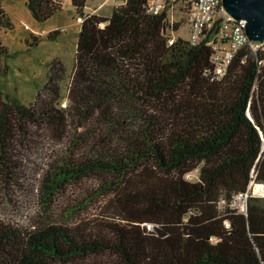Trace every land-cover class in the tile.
<instances>
[{
	"label": "trees",
	"instance_id": "1",
	"mask_svg": "<svg viewBox=\"0 0 264 264\" xmlns=\"http://www.w3.org/2000/svg\"><path fill=\"white\" fill-rule=\"evenodd\" d=\"M72 2L82 22L67 93L49 88L24 104L0 91V160L30 131L49 132L85 151L47 174L49 202L95 176L114 211L78 226L0 220V264H264V196H249L243 212L234 206L264 184V50L246 45L217 78L207 43L174 38L167 13H150L148 0H126L110 16ZM25 4L38 21L61 10L59 0ZM0 22L10 26L1 6ZM49 70L65 72L60 61Z\"/></svg>",
	"mask_w": 264,
	"mask_h": 264
},
{
	"label": "rangeland",
	"instance_id": "2",
	"mask_svg": "<svg viewBox=\"0 0 264 264\" xmlns=\"http://www.w3.org/2000/svg\"><path fill=\"white\" fill-rule=\"evenodd\" d=\"M61 10L45 21L32 17L25 0H0L10 26L0 22V42L6 47L8 56L2 58L0 66L6 65V73L0 76L2 97L15 95L24 104L36 103L58 87L62 96L67 93L75 64V54L80 21L72 0H59ZM85 13L110 16L114 4L111 0H86ZM168 23L178 30L168 29L174 38L189 36L185 13L175 11L168 14ZM170 26V25H169ZM43 31V32H42ZM59 31L56 39H48L51 32ZM31 34L37 37L35 42ZM54 61H60L65 72L62 76L49 70ZM61 77V78H60ZM68 106L63 99L61 106ZM26 139L20 138L8 149L7 160L0 164V220L7 224L35 229L49 224L78 226L106 219L114 211L111 195H97L104 185L95 176L84 177L58 189L52 202L47 197L45 178L56 171L57 166L67 161L82 160L84 149L72 148L68 142L61 143L46 131L32 130ZM70 160V162H73ZM70 164H68L69 166ZM199 169L188 174L189 180L198 179ZM249 194L264 196V184L252 183ZM237 207L244 210V201Z\"/></svg>",
	"mask_w": 264,
	"mask_h": 264
},
{
	"label": "built area",
	"instance_id": "3",
	"mask_svg": "<svg viewBox=\"0 0 264 264\" xmlns=\"http://www.w3.org/2000/svg\"><path fill=\"white\" fill-rule=\"evenodd\" d=\"M114 7L121 6L126 0H111ZM148 10L152 14H159L165 11L168 14L175 11L185 13L189 27L188 41L192 45H199L206 42L212 49V62L215 65V74L219 78L223 76L232 63V60L240 49L249 46L251 52L264 50V42L261 44H250L245 32L246 21L240 19L233 20L227 15L222 7L221 0H148ZM82 22V18L78 17ZM43 32V31H42ZM173 38L169 41L173 42ZM64 103V107H65ZM249 191L240 193L235 197L234 206L238 200L244 201V210L246 209V200ZM241 211V212H243Z\"/></svg>",
	"mask_w": 264,
	"mask_h": 264
},
{
	"label": "water",
	"instance_id": "4",
	"mask_svg": "<svg viewBox=\"0 0 264 264\" xmlns=\"http://www.w3.org/2000/svg\"><path fill=\"white\" fill-rule=\"evenodd\" d=\"M233 20L246 21L245 32L250 44L264 42V0H221Z\"/></svg>",
	"mask_w": 264,
	"mask_h": 264
}]
</instances>
